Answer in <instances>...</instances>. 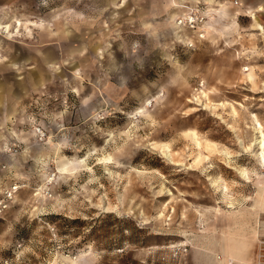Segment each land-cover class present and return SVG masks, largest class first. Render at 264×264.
Returning <instances> with one entry per match:
<instances>
[{
	"label": "rangeland",
	"instance_id": "obj_1",
	"mask_svg": "<svg viewBox=\"0 0 264 264\" xmlns=\"http://www.w3.org/2000/svg\"><path fill=\"white\" fill-rule=\"evenodd\" d=\"M13 1L18 15L0 18L13 27L0 29V264H207L225 218L216 244L253 264L230 192L245 194L252 159L264 167V2L208 4L198 36L127 0L105 13Z\"/></svg>",
	"mask_w": 264,
	"mask_h": 264
},
{
	"label": "crops",
	"instance_id": "obj_2",
	"mask_svg": "<svg viewBox=\"0 0 264 264\" xmlns=\"http://www.w3.org/2000/svg\"><path fill=\"white\" fill-rule=\"evenodd\" d=\"M85 1L87 3L91 2L90 5L92 7H95L98 11H101V13L102 12L105 13V12H107L108 9H111V8L114 9V6H113L112 2H110V0H85ZM218 1L223 2V0H218ZM246 1H248V0H239L240 4L235 5L233 0H227V2H225V4H224L225 5L224 10L228 11V9L238 8L239 6H241L243 4L250 6V5H248V3H245ZM13 2H14L13 0H6L4 3L0 4V18H4V17L12 16L13 14H16L14 12V6H13L14 3ZM100 2L102 4H100ZM127 2L131 3L132 9H135V10L136 9H146V10H148V12H150L151 14H153L155 16H157L161 12L166 13L169 15V17L171 18L172 24L175 26L174 21L178 16L177 15L178 12H176L175 14H171V11L174 10L171 6V0H127ZM189 2H192V0H189ZM206 2L210 6H214L217 3V0H206ZM256 2H264V0H256ZM158 4H160V5H158ZM27 5H29V3H27ZM63 6L65 7L66 4ZM63 6L52 9L49 12V15H51V17H47L48 15L47 16L45 15L41 19L50 20L52 18V15L55 13L54 11L58 10L59 8H61ZM141 7H143V8H141ZM114 10H118V9H114ZM74 12L77 13L76 10H74ZM16 15H18V14H16ZM226 16H227L226 13L224 15L222 14L220 19L221 18L223 19ZM59 20H58V22H59ZM0 21H2V20H0ZM29 22H31V21L26 22V25H27L26 29L28 31H30L32 27L37 26L36 23L32 22V24H29ZM56 22H57V20H56ZM56 22L54 23L55 24L54 26L57 25ZM15 23H16V25L18 23H21L23 26V23L20 20H16ZM29 25L31 26V27H29L30 30L28 29ZM7 26L10 28L12 27L10 25H4V26L0 27V29L7 27ZM53 34L55 35V33H53ZM6 37L7 38H13L12 35L6 36ZM5 91L3 93H0V100H3V101L5 99L8 100L9 97H11V95L8 96V92L7 91L5 92ZM9 106H8V108H9ZM8 108H6L7 111H8ZM259 120L261 121L260 118H259ZM261 124H262V126H264V123L262 121H261ZM236 138H237L236 139L237 144H240L242 148L248 147V146L244 145L245 138L237 137V136H236ZM239 138H241L244 141V143ZM255 149H257L255 152L256 153L255 155L257 156V155H259L260 151H262V150H260L258 148V146H256ZM246 167L249 169V173L251 176L250 182L245 181L244 179H242L239 176L242 180L245 181V184H246L245 194L244 195L241 194L242 197L240 195V198L238 199V196H239L238 190H236L234 193V191H232V189H231L230 196L234 200V206H235L234 211L237 212L236 213L237 215L234 217L235 221L238 220L239 221L238 224L242 221H243V223L246 222V224H247L245 229H246L248 234H247V238H245V239L248 240L249 245H248L247 251L245 252V256L249 261L255 262L256 256H257L259 241L264 239V167L262 165L258 164V162L255 159H252L251 163H249V165H247ZM230 210L233 211V209H230ZM240 212L244 213L242 215V217L239 216ZM227 220H230V219L225 218L224 220H222L220 222L217 220L219 222V224H217V223L215 224V228L213 230L214 242H213V246L210 249L213 252H209V254H208L209 260H207L208 261L207 264H232L234 261L236 262V260L229 257V255H230L229 248L224 246L220 240L217 241V244H216V237H217L218 232L221 233V231L224 230L226 232L229 231L228 235L230 234V230H228L229 226H226L227 224L225 222ZM244 220H245V222H244ZM230 221H231V223H230V225H231L234 221H233V219H231ZM238 224H236L235 227H234V224L232 226H230V228H232L231 230L232 231L235 230L236 233L241 232V231H239V227H238L239 225ZM243 225H245V224H243ZM238 237H241V236H238ZM240 239H242V237ZM217 255H221V257L217 258ZM222 258H223V260L219 261V259H222Z\"/></svg>",
	"mask_w": 264,
	"mask_h": 264
},
{
	"label": "built area",
	"instance_id": "obj_3",
	"mask_svg": "<svg viewBox=\"0 0 264 264\" xmlns=\"http://www.w3.org/2000/svg\"><path fill=\"white\" fill-rule=\"evenodd\" d=\"M225 2L227 0H223L222 3L225 4ZM233 2L235 5L239 4V0H233ZM173 5L176 6H172V8L179 9L177 11L181 13L177 16L176 25L183 29H199L197 31L201 33L198 36L202 35L203 31L201 28L207 21L206 18L210 13L207 11L208 3L206 0H192V2H189V0H176V3ZM253 264H264V239L259 242L256 260Z\"/></svg>",
	"mask_w": 264,
	"mask_h": 264
},
{
	"label": "bare ground",
	"instance_id": "obj_4",
	"mask_svg": "<svg viewBox=\"0 0 264 264\" xmlns=\"http://www.w3.org/2000/svg\"><path fill=\"white\" fill-rule=\"evenodd\" d=\"M176 3V0H171V6H176V5H173ZM180 7H184V6H180ZM176 10H179V9H176ZM207 22V21H206ZM205 22V23H206ZM204 23V24H205ZM177 26V25H176ZM254 118L256 119V122H257V127L256 128V131H257V134H260V137L257 138L256 140V145H259L260 149L262 150L261 151V154H260V160H262V162L264 163V131H263V126L262 124L260 123V121L257 119V117L254 115ZM255 122V123H256ZM255 143V142H254ZM252 146V145H251ZM242 176H245L246 177V172H241ZM248 175V174H247ZM246 179V178H245ZM247 180V179H246ZM232 264H240V263H236L235 261L232 263Z\"/></svg>",
	"mask_w": 264,
	"mask_h": 264
},
{
	"label": "trees",
	"instance_id": "obj_5",
	"mask_svg": "<svg viewBox=\"0 0 264 264\" xmlns=\"http://www.w3.org/2000/svg\"><path fill=\"white\" fill-rule=\"evenodd\" d=\"M77 219H74V221H76Z\"/></svg>",
	"mask_w": 264,
	"mask_h": 264
}]
</instances>
